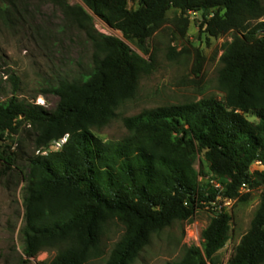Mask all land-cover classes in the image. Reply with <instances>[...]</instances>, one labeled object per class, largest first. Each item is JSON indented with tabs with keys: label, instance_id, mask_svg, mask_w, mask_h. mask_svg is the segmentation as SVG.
Returning <instances> with one entry per match:
<instances>
[{
	"label": "trees",
	"instance_id": "16d2710c",
	"mask_svg": "<svg viewBox=\"0 0 264 264\" xmlns=\"http://www.w3.org/2000/svg\"><path fill=\"white\" fill-rule=\"evenodd\" d=\"M49 1L63 15L59 33L76 29L83 35L91 48L90 65L77 76L52 74L39 84V94L59 99L53 112L20 99L15 77L10 78L12 96L2 100L0 81L1 143L14 142L23 126L34 132L36 151L69 136L60 151L26 160L20 233L27 258L52 251V260L39 264H87L100 254L109 227L119 223L124 232L106 264H133L154 235L191 220L202 202L214 200L210 184L200 181L196 169L202 155L210 173L222 180L226 198L245 201L240 194L244 184L264 187L262 0H82L90 13L68 0ZM30 9L28 0H0V22L13 31L34 28L40 35L44 30L32 26ZM172 9L182 16L200 13L211 38L232 35L220 59L224 98L145 110L124 119V137L102 140L96 132L135 96L141 76L150 74L153 64L121 39L99 32L94 17L144 50ZM248 114L259 122L249 121ZM10 149L0 146V183L19 171V156ZM257 162L263 170L251 173ZM231 219L227 213L212 217L201 246L186 248L180 260L167 264H219ZM228 264H264V194Z\"/></svg>",
	"mask_w": 264,
	"mask_h": 264
},
{
	"label": "rangeland",
	"instance_id": "374dc122",
	"mask_svg": "<svg viewBox=\"0 0 264 264\" xmlns=\"http://www.w3.org/2000/svg\"><path fill=\"white\" fill-rule=\"evenodd\" d=\"M68 2L73 6L84 5L82 0ZM28 3L31 6L30 17L34 18L32 26H40L44 32L38 35L34 28L13 31L0 22V81L5 92L1 99L12 96L13 84L10 78L15 77L20 82L17 93L20 99H26L29 103L40 100L45 110L53 112L59 99L39 94V84L52 74H68L73 77L86 70L90 65L91 48L76 29L65 34L59 33L64 22L63 15L49 0H28ZM202 22L200 13L182 16L179 10L172 9L167 15L166 23L146 41L144 50H141L125 40L121 32L94 17V25L99 32L121 39L132 52L153 64L152 72L141 76L135 96L116 110L115 117L108 126L96 132L99 138L104 141L121 139L127 134L124 119L145 110L224 98L218 83L222 68L220 59L224 46L232 41V35L211 38L206 34L205 28H202ZM246 117L251 122H259L252 114ZM34 137L32 129L23 126L14 137V142H0L1 147L8 145L10 151L17 153L20 159L19 171L4 177L0 183V264H39L52 260L55 255V252L48 251L36 259H29L24 253L21 239L25 178L28 174L26 160L37 152ZM2 169L0 163V171ZM196 169L201 174L200 181L208 183L211 173L203 155L198 157ZM255 171H262V168L253 165L250 172ZM208 190L211 191V188ZM240 194L246 200H234L225 209L232 218L231 230L228 243L217 255L219 264H228L242 237L250 229L260 206L264 187H249ZM216 215L217 212L199 207L191 220L176 222L154 235L133 264H167L180 260L186 248L201 246L202 231ZM123 232L121 224L113 223L102 238L100 254L87 264H106Z\"/></svg>",
	"mask_w": 264,
	"mask_h": 264
},
{
	"label": "built area",
	"instance_id": "2783aa9c",
	"mask_svg": "<svg viewBox=\"0 0 264 264\" xmlns=\"http://www.w3.org/2000/svg\"><path fill=\"white\" fill-rule=\"evenodd\" d=\"M262 21H264V20H262ZM33 104L38 105V106H42V107L44 106V104L41 103L40 100H38L37 102H35ZM68 139H69V136L66 135L63 138H61L60 140L54 141L50 145L49 148L38 150L36 152V154L41 155V156H48L51 152H58L64 147V145L67 143ZM254 165L261 167L263 170V165L261 162H257ZM208 183L210 184L212 190L215 193V198L212 201L202 202L201 207L206 209V210H212L213 212H217V215L221 214V213H226L225 209L230 207L234 200L226 198L224 196L225 186L222 183V180L220 178L211 174V176L208 180ZM248 188H249L248 185L244 184L241 187V192L248 190ZM195 232L196 231L194 230V234H195Z\"/></svg>",
	"mask_w": 264,
	"mask_h": 264
},
{
	"label": "water",
	"instance_id": "95a60500",
	"mask_svg": "<svg viewBox=\"0 0 264 264\" xmlns=\"http://www.w3.org/2000/svg\"><path fill=\"white\" fill-rule=\"evenodd\" d=\"M83 7L90 13L91 11L85 6L83 5Z\"/></svg>",
	"mask_w": 264,
	"mask_h": 264
}]
</instances>
